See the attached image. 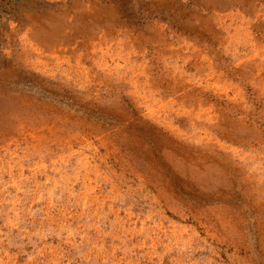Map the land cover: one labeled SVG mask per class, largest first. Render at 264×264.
Here are the masks:
<instances>
[{
	"label": "rangeland",
	"instance_id": "rangeland-1",
	"mask_svg": "<svg viewBox=\"0 0 264 264\" xmlns=\"http://www.w3.org/2000/svg\"><path fill=\"white\" fill-rule=\"evenodd\" d=\"M11 4L0 264H264V0Z\"/></svg>",
	"mask_w": 264,
	"mask_h": 264
},
{
	"label": "trees",
	"instance_id": "trees-1",
	"mask_svg": "<svg viewBox=\"0 0 264 264\" xmlns=\"http://www.w3.org/2000/svg\"><path fill=\"white\" fill-rule=\"evenodd\" d=\"M4 1L5 0H0V14H5L8 17V20L10 18H13L17 22L21 23V16H18V14H16L17 12L15 13V4H11V2H15V0H6L5 2ZM183 9H171L167 12L168 14H166V16L168 17V19H170L169 21L172 25L181 24L183 28L184 24H182V20L187 19V14L184 13L185 10L183 11ZM120 18L127 19L125 12L121 14ZM128 106L130 108V117L110 118L109 120H104V122L108 123V126L110 127L109 129L114 130L115 133L119 135L120 140H122V146L130 144L135 149L137 148L135 144L138 142L137 134H139V131L141 129L137 113H135L134 110L131 109V106L129 104Z\"/></svg>",
	"mask_w": 264,
	"mask_h": 264
}]
</instances>
